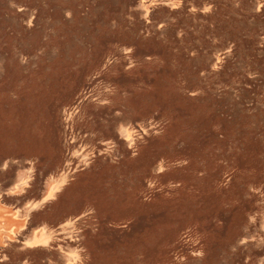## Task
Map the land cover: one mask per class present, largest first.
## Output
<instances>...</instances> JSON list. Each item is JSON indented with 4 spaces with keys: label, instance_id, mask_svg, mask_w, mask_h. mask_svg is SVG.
<instances>
[{
    "label": "rangeland",
    "instance_id": "obj_1",
    "mask_svg": "<svg viewBox=\"0 0 264 264\" xmlns=\"http://www.w3.org/2000/svg\"><path fill=\"white\" fill-rule=\"evenodd\" d=\"M138 1L0 0V185L71 134L89 264H264V0Z\"/></svg>",
    "mask_w": 264,
    "mask_h": 264
},
{
    "label": "crops",
    "instance_id": "obj_2",
    "mask_svg": "<svg viewBox=\"0 0 264 264\" xmlns=\"http://www.w3.org/2000/svg\"><path fill=\"white\" fill-rule=\"evenodd\" d=\"M69 138L58 160L22 166L13 181L0 185V251L6 254L2 264L15 263V251L26 255L23 264H30V251L51 264L92 260L89 233L100 221L90 203L73 196L80 178L100 169L101 162L90 147L89 157H84V151L80 154L71 146V134Z\"/></svg>",
    "mask_w": 264,
    "mask_h": 264
},
{
    "label": "water",
    "instance_id": "obj_3",
    "mask_svg": "<svg viewBox=\"0 0 264 264\" xmlns=\"http://www.w3.org/2000/svg\"><path fill=\"white\" fill-rule=\"evenodd\" d=\"M188 1H191L193 3H197L196 2L197 0H188ZM151 2L153 4H162V5H165L167 8H171L173 5L176 4V2L174 0H139L138 1V6H140L141 8H143L147 4H150ZM182 2H183V6H184L185 5V0H182ZM150 8H151V12L149 14H147V10L144 9L141 12V15H144V18H145L146 21L154 22V17H153V12H152V8H153L152 5L150 6ZM162 19H165V17H160V19H158V20L161 21ZM151 26H154V25H151ZM5 255L6 254H5L4 251H0V260H2Z\"/></svg>",
    "mask_w": 264,
    "mask_h": 264
}]
</instances>
